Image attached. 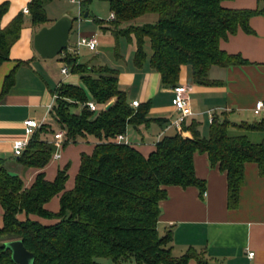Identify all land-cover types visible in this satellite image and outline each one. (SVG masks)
I'll list each match as a JSON object with an SVG mask.
<instances>
[{
  "label": "trees",
  "instance_id": "1",
  "mask_svg": "<svg viewBox=\"0 0 264 264\" xmlns=\"http://www.w3.org/2000/svg\"><path fill=\"white\" fill-rule=\"evenodd\" d=\"M53 0H30L27 5L31 22L41 27L49 22L46 4ZM85 0L84 2H86ZM115 16V36L136 40L134 62L140 66L146 57L144 42L150 43V66L164 86H176L180 67L188 64L198 84L210 83L212 65L230 66L246 63L238 54L220 48V41L239 29L251 33L249 19L258 10L231 9L223 0H106ZM83 3V2H82ZM9 3H0V20ZM156 16L154 22L141 19ZM18 13L6 26H0V65L10 59V48L18 40L23 24ZM123 22L127 27L118 28ZM71 71L78 73L82 86L62 83L55 92L51 116L64 132L62 145L92 135L97 138L91 154L81 153L74 187L64 190L66 169H60L53 181L37 174L30 187L8 172L0 160V205L3 226L0 228V264H16L5 248L9 240H21L34 254L33 264H100V258L115 264H187L194 258L208 264L194 250L180 256L172 252L171 235H160L157 224L160 201L167 197L166 186H195L205 191L204 180L195 175L193 155L207 153L210 164L218 165L227 177V204L235 208L243 171L247 162L258 164L264 176V115L252 123L235 124L228 119L212 118L207 137L195 127L185 125L176 133L163 136L155 149L144 156L116 136L130 124L148 122L147 105L132 107L118 85V70L108 66L89 67L64 49ZM14 83L11 71L4 79L1 94ZM89 99L101 107L97 114L84 105ZM113 101L109 109L105 106ZM189 130L191 136L184 133ZM43 124L30 136L19 160L26 166L42 167L55 150L54 143L41 138L53 134ZM256 132L255 140L249 135ZM259 138V139H257ZM60 195V210L53 213L44 207ZM36 214L57 218L44 225L36 220H20L18 214Z\"/></svg>",
  "mask_w": 264,
  "mask_h": 264
},
{
  "label": "crops",
  "instance_id": "2",
  "mask_svg": "<svg viewBox=\"0 0 264 264\" xmlns=\"http://www.w3.org/2000/svg\"><path fill=\"white\" fill-rule=\"evenodd\" d=\"M5 1L9 6L0 20V26H6L18 13L23 14L24 20L18 40L10 48V59L0 65V94L5 77L11 71L14 73V83L7 93L0 95V160L8 172L22 179L24 187H30L39 173H43L46 180L53 181L58 171L67 167L64 190H71L79 170L81 153L91 154L97 138L88 135L63 146L54 139L55 132L42 133L41 138L55 146L50 160L42 167L22 164L19 156L13 152L12 141L26 137L23 121L27 118L34 119L41 125L49 124L57 131V124L52 116L49 117L50 105L55 102V92L62 83L82 86L80 75L71 71L64 59V52L52 58L41 57L36 52L33 36L40 27L32 24L26 11L30 0H0V3ZM86 2L78 4V16L72 25L74 28L77 22L75 40L72 47L68 45L70 49L67 48V52L75 54L79 63L89 67L108 66L118 70V85L126 93L129 104L137 101L138 105H147L148 122L138 126L130 124L122 133L127 143L147 156L155 149L158 140L178 130L172 124L180 116L172 104L174 86H164L160 74L150 66L151 48L147 38L144 42L146 57L137 66L134 62L135 38H127L131 42L130 46L126 54L121 55L118 45L115 46L118 36L112 31L113 20L110 15L106 20L97 18L85 7ZM222 6L258 12L249 19L251 33L239 29L220 41L222 50L240 55L246 63L212 65L208 71L210 83L207 85L194 81L190 65L180 67L177 85L191 87V114L185 118L184 124H192L203 137L209 134L210 116L241 124L252 123L264 115V111L260 114L253 112L257 101L264 103V0H223ZM47 17L49 22L45 25L56 20L48 14ZM155 20L156 16L153 15L139 20L138 24ZM127 25L129 23L123 22L118 28L123 29ZM90 35L98 38L96 51L81 47L77 54L75 51L79 37ZM81 49L92 55L86 53L82 57ZM63 67L68 68L67 74L62 73ZM184 133L191 136L189 130ZM249 135L255 137L259 134L251 132ZM55 152L60 154L59 158L53 157ZM193 164L195 175L205 182L204 193L195 186L168 185L167 197L160 201L157 228L160 235L170 232L173 254L180 256L192 249L208 264H264V176L259 173L258 164H245L243 183L235 208H230L227 204L225 172L218 165L210 164L207 153L195 152ZM60 195L61 193L53 196L45 203L46 210L59 212ZM18 218H30L44 225L58 222L57 218L26 215L24 212L19 213ZM2 226L3 208L0 205V228ZM250 252L253 254L249 255ZM99 263L115 264L107 258H100ZM187 264L198 263L192 258Z\"/></svg>",
  "mask_w": 264,
  "mask_h": 264
},
{
  "label": "built area",
  "instance_id": "3",
  "mask_svg": "<svg viewBox=\"0 0 264 264\" xmlns=\"http://www.w3.org/2000/svg\"><path fill=\"white\" fill-rule=\"evenodd\" d=\"M71 2L81 4L85 0H70ZM28 11V10H26ZM115 16L113 13L110 14V19L114 20ZM98 46V38L96 35H90V36H81L79 37L77 44H76V53H79V48L81 47H86L90 51H96ZM62 73L67 74L69 72L68 68L63 67L61 69ZM174 96L172 98V104L176 110L179 111L180 116L175 119L172 124L177 129L181 128L182 122L185 120V118L191 114V111L189 110V94L191 92V87L187 85H176L173 88ZM56 95H54L55 99ZM84 105L87 106V108L92 111L94 114H97L100 111V107L98 104L89 99ZM132 106H137L138 102L137 101H132L131 102ZM53 104L50 105V110L52 109ZM264 111V103L262 101H257L254 105L253 112L255 114H260L261 112ZM210 122L212 121V116H210ZM24 127H25V133L26 137L22 139H14L12 141V149L15 155L19 156L23 152V150L26 148L28 141H29V136L38 129L41 124L37 122L34 119L27 118L23 121ZM54 139L58 144L61 145L63 139H64V132L63 130H58L54 133ZM116 140L118 142H127L124 135L122 133L118 134L116 136ZM54 158H59L60 154L55 152L53 154ZM253 252H250L249 255H252Z\"/></svg>",
  "mask_w": 264,
  "mask_h": 264
},
{
  "label": "water",
  "instance_id": "4",
  "mask_svg": "<svg viewBox=\"0 0 264 264\" xmlns=\"http://www.w3.org/2000/svg\"><path fill=\"white\" fill-rule=\"evenodd\" d=\"M74 19V16L64 12L51 24L42 25L33 36V47L36 52L41 57L52 58L67 49ZM112 104L113 101H110L105 109H109ZM4 245L10 251L14 263H34V254L26 249L21 240H9Z\"/></svg>",
  "mask_w": 264,
  "mask_h": 264
},
{
  "label": "rangeland",
  "instance_id": "5",
  "mask_svg": "<svg viewBox=\"0 0 264 264\" xmlns=\"http://www.w3.org/2000/svg\"><path fill=\"white\" fill-rule=\"evenodd\" d=\"M85 7L89 8L90 13L92 15H95L97 18L102 19V20L108 19L109 15H110L109 5H108V2L106 0H87V2L85 3ZM46 9H47L48 16L50 18H52V19L59 18L61 13H64V12H67L70 15H72L74 17H77L78 16V11H79L78 10V4L71 3V2H69V0H54V1L49 2V3L46 4ZM151 16H153V15H151ZM104 22H106V21H104ZM76 23L74 24V28H72V30L70 31V35H69V38H70L69 46L70 47H72L73 44H74ZM110 33L111 32H109V34ZM130 43L131 42H129V40L126 37H124L122 35H119L118 39H116L115 46L118 45V49L120 51L119 53L121 55H124V54H126V51L129 48V46H130ZM68 49H70V48H68ZM80 53H81L80 55L82 57L86 53H89L88 55H92L90 52H88L85 49H81ZM49 117L51 118V115ZM58 130H60V129L57 126V131ZM251 137H252L253 140H255L257 136L255 135V137L254 136H251ZM257 139H259V138H257Z\"/></svg>",
  "mask_w": 264,
  "mask_h": 264
}]
</instances>
